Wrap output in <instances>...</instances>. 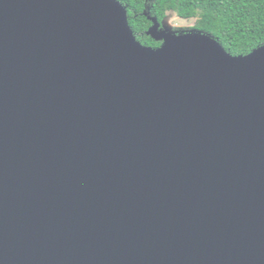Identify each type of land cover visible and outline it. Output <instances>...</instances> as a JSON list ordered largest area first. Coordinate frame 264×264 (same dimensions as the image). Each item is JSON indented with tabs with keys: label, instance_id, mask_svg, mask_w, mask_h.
<instances>
[{
	"label": "water",
	"instance_id": "water-1",
	"mask_svg": "<svg viewBox=\"0 0 264 264\" xmlns=\"http://www.w3.org/2000/svg\"><path fill=\"white\" fill-rule=\"evenodd\" d=\"M148 34L0 0V264H264V46Z\"/></svg>",
	"mask_w": 264,
	"mask_h": 264
},
{
	"label": "trees",
	"instance_id": "trees-1",
	"mask_svg": "<svg viewBox=\"0 0 264 264\" xmlns=\"http://www.w3.org/2000/svg\"><path fill=\"white\" fill-rule=\"evenodd\" d=\"M115 1L125 9L133 37L145 47L156 49L162 43L148 34L154 21L161 30L173 19L191 21V29L210 35L231 56H246L264 46V0Z\"/></svg>",
	"mask_w": 264,
	"mask_h": 264
},
{
	"label": "rangeland",
	"instance_id": "rangeland-1",
	"mask_svg": "<svg viewBox=\"0 0 264 264\" xmlns=\"http://www.w3.org/2000/svg\"><path fill=\"white\" fill-rule=\"evenodd\" d=\"M166 28L170 29L171 32H192L194 31L193 29H191L192 26V22L191 21H182V20H177V19H173L172 22L167 23L164 25Z\"/></svg>",
	"mask_w": 264,
	"mask_h": 264
}]
</instances>
